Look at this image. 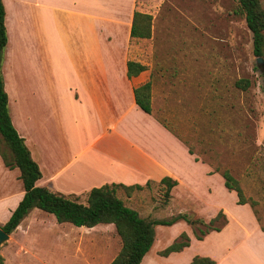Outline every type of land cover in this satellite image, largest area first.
Segmentation results:
<instances>
[{
    "label": "crops",
    "instance_id": "crops-1",
    "mask_svg": "<svg viewBox=\"0 0 264 264\" xmlns=\"http://www.w3.org/2000/svg\"><path fill=\"white\" fill-rule=\"evenodd\" d=\"M136 1L2 0L8 113L39 167L36 186L77 197L105 184L145 186L168 177L177 182L172 198L181 187H195L201 161L158 114L168 119L172 114L173 119V114L184 112L190 92L201 94V80L197 77L191 84L188 80L189 44H149V58L144 44H130L146 40L130 37ZM169 49L175 50L173 54ZM41 59L54 67L53 90L46 88L38 71L31 82L30 70ZM128 61L146 69L128 78ZM147 82L151 114L134 99V90ZM51 96L54 100L47 109L43 102ZM204 166L205 176L223 183L218 173ZM16 169L6 168L0 158V227L24 196ZM225 216L227 224L216 233L230 225ZM250 219L258 230L252 212ZM260 235L264 240L261 230Z\"/></svg>",
    "mask_w": 264,
    "mask_h": 264
},
{
    "label": "rangeland",
    "instance_id": "rangeland-1",
    "mask_svg": "<svg viewBox=\"0 0 264 264\" xmlns=\"http://www.w3.org/2000/svg\"><path fill=\"white\" fill-rule=\"evenodd\" d=\"M260 2L264 9V0ZM237 10L236 0L136 1L135 12L151 16V36L130 44H144L148 58L149 44H189L188 80L190 84L197 77L201 80V94L190 92L186 110L173 114V119L172 114L170 119L161 112L158 116L201 161V175L195 178L194 188L177 189L173 198L171 195L173 203L171 199L165 203L163 188L154 183L130 193L119 189L117 197L148 221L186 214L190 220L208 223L219 211L230 218L223 233L211 232L202 241L195 238L204 229L201 224L178 221L172 226H156L153 252L143 264H189L195 256L212 258L216 264H264L259 230L264 228V56L258 64L252 34ZM167 51L173 54L175 50ZM37 71L46 88L53 90L52 64L44 59L36 63L29 73L31 82ZM240 79L249 82L246 90L236 87ZM53 100V96L44 100L45 108ZM0 145L6 148L1 136ZM203 164L211 172L229 171L239 182L250 210L237 205L235 193L225 190L221 181L205 176ZM86 195L75 197L85 203ZM249 211L255 212L258 230ZM26 220L0 247V264H109L122 247L113 225L87 229L58 224L37 209ZM221 224L222 219L215 226ZM182 233L189 237V247L162 258L160 252Z\"/></svg>",
    "mask_w": 264,
    "mask_h": 264
},
{
    "label": "trees",
    "instance_id": "trees-1",
    "mask_svg": "<svg viewBox=\"0 0 264 264\" xmlns=\"http://www.w3.org/2000/svg\"><path fill=\"white\" fill-rule=\"evenodd\" d=\"M236 1L238 3L237 11L244 17L246 26L252 34L253 55L262 58L264 56V9L261 2L260 0ZM4 22L5 9L2 0H0V136L6 145L5 149L0 145V158L6 168L10 170L17 168L19 170V179L22 183L24 196L12 212L9 220L0 227L1 230L10 235L33 209L52 215L58 224H70L78 228L91 229L97 225H113L121 239L122 247L109 264H142L144 256L154 244L156 226H172L178 221H184L191 225L201 224L204 229H200L199 234H195L198 241H202L211 232H220L225 227L227 220L222 211H219L208 223L202 220H190L186 214H179L170 220L148 221L141 218L137 211L125 206L124 202L117 197L119 189L130 193L131 191L142 190L154 183L159 188H163L165 203H168L171 199V191L177 185L175 180L168 177L161 179L158 183L147 182L145 186L105 184L92 188L86 195L85 203L78 202L74 196H65L54 193L47 188L36 186V182L41 178L39 167L31 158L24 140L14 129L8 113V98L4 90L2 75L4 49L7 44ZM150 36L151 16L134 12L130 37L133 39H149ZM145 69L146 67L139 63L128 61L127 77H135ZM235 85L239 89L246 90L249 87V82L240 79ZM150 90V82L134 90L135 103L146 114H151ZM189 153L192 154L190 150ZM215 173H219V171L216 170ZM219 174L223 179L224 188L228 192L235 193L236 204L239 206L246 205L248 201L239 182L227 170ZM253 206L254 202H251L250 207L253 208ZM253 214L255 216L254 211ZM221 219V226H215ZM256 220L258 222V219ZM260 230L264 232V228L261 227ZM189 245V237L186 233H182L179 239L160 252V256L166 258L172 253H180ZM189 264H216V262L209 257L195 256Z\"/></svg>",
    "mask_w": 264,
    "mask_h": 264
},
{
    "label": "water",
    "instance_id": "water-1",
    "mask_svg": "<svg viewBox=\"0 0 264 264\" xmlns=\"http://www.w3.org/2000/svg\"><path fill=\"white\" fill-rule=\"evenodd\" d=\"M257 63L258 64H262V59H261V57H259L258 59H257ZM9 238H10V235L9 234H7V233H5L3 230H1V228H0V247L4 244V243H6L8 240H9Z\"/></svg>",
    "mask_w": 264,
    "mask_h": 264
}]
</instances>
